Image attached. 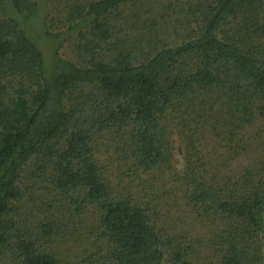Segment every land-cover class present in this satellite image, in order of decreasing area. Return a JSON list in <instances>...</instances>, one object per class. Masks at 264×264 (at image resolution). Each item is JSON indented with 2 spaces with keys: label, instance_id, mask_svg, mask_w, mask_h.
<instances>
[{
  "label": "trees",
  "instance_id": "obj_1",
  "mask_svg": "<svg viewBox=\"0 0 264 264\" xmlns=\"http://www.w3.org/2000/svg\"><path fill=\"white\" fill-rule=\"evenodd\" d=\"M56 1L43 12L47 56L19 22L39 0H0V264H62L52 245L65 239L37 246L32 211L22 231L10 217L25 179L92 217L115 264H190L149 206L111 184L97 136L151 172L172 159L179 113L183 123L223 127L230 158L247 153L245 132L264 123V0H60L64 28L50 18ZM69 41L76 59L61 54ZM255 150L260 163L240 178L206 175L189 190L194 207L213 204L228 227L222 264H264V144Z\"/></svg>",
  "mask_w": 264,
  "mask_h": 264
},
{
  "label": "rangeland",
  "instance_id": "obj_2",
  "mask_svg": "<svg viewBox=\"0 0 264 264\" xmlns=\"http://www.w3.org/2000/svg\"><path fill=\"white\" fill-rule=\"evenodd\" d=\"M39 3L41 9L37 14L28 20L20 16L19 22L45 54L50 56L53 45L46 40L43 32L45 0H39ZM53 7L50 18L54 19L55 27L64 28L65 12L60 0L53 2ZM77 50L79 51V47L75 41H69L61 54L76 59ZM170 128L173 130V135L169 137L173 151L168 165L151 172L138 170L134 161L128 159L117 145L110 147L113 141L108 134L103 133L97 136L101 154L99 164L120 194L149 206L153 220L162 227L161 231L165 239L167 238L165 242L172 248L185 252L190 264H222V255L228 241L223 234L226 225L215 214L216 207L213 204L208 205L207 210L206 206L194 207L189 198L192 191L189 190L200 177L207 175L210 179L219 176L222 180L224 175H233L236 179L240 178L245 166L258 165L259 150L256 152L255 148L259 142L264 144V123L257 122L245 132V138L239 141L240 144H245L252 137L254 146L237 160L229 156L232 153L231 142L223 127L216 131L208 130L207 127L201 128L199 122L188 118L183 123L178 113V119L170 121ZM25 181L24 198L17 200L10 216L19 223L17 229L22 231L25 226H22L23 219L33 213L31 216L37 222L32 231L37 246H48V240H53L58 235L65 239L61 243L56 239L55 242L60 244L52 245L62 264H115L114 260L109 259L103 230L92 221V217L76 214L75 204L67 202L54 189L47 191L39 185L32 188L29 181ZM57 200L61 205V220L52 216V212H57L52 208ZM25 203L28 208H25ZM88 213L92 216L91 208Z\"/></svg>",
  "mask_w": 264,
  "mask_h": 264
}]
</instances>
